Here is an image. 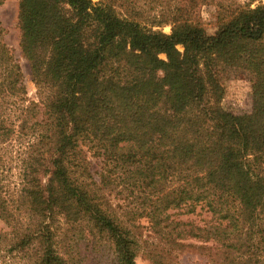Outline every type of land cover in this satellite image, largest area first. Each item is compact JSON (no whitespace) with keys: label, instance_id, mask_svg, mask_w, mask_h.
Segmentation results:
<instances>
[{"label":"trees","instance_id":"trees-1","mask_svg":"<svg viewBox=\"0 0 264 264\" xmlns=\"http://www.w3.org/2000/svg\"><path fill=\"white\" fill-rule=\"evenodd\" d=\"M199 20L166 34L111 0H20L37 100L0 20V264H87L83 240L110 264H264V5ZM226 67L253 78L251 111L218 103ZM198 206L205 224L174 217Z\"/></svg>","mask_w":264,"mask_h":264},{"label":"rangeland","instance_id":"rangeland-1","mask_svg":"<svg viewBox=\"0 0 264 264\" xmlns=\"http://www.w3.org/2000/svg\"><path fill=\"white\" fill-rule=\"evenodd\" d=\"M97 2L99 0H93ZM114 6L123 14H133L141 18L147 26H152L153 30H161L166 34L172 32V18L174 13L179 14L183 18L198 17L205 28V30L213 34L224 21L228 20L232 15L245 8H256L264 5V0H189L186 6L179 4V0H111ZM181 12V13H178ZM168 20L160 25L159 20ZM0 20L4 28L3 41L12 50L14 57L19 61L24 73L25 85L28 90V96L31 99L37 100V86L33 81L32 71L29 61L25 58L21 49L22 30L20 28V0H4L0 7ZM179 52L183 53L185 47L183 44L176 46ZM159 58L168 60V55L165 52L159 54ZM163 76V70L157 73ZM221 78L222 90L218 92V103L227 111L242 114L251 111L253 105L252 95V80L253 78L244 71L235 68H223L219 74ZM210 93V92H209ZM208 97L215 99L213 94ZM217 100V99H216ZM216 105V104H215ZM92 169L100 168V161L93 159ZM128 192L124 194L126 197ZM112 199L114 202L121 203L123 199ZM176 211V210H175ZM174 212V211H171ZM211 213L198 206L195 213L181 214L176 213L174 217L182 220H194L196 223L205 224L210 220ZM144 225L148 222L145 218L141 219ZM6 228L3 222H0V230ZM144 235L149 234V230L143 228ZM191 242L198 243V241L191 240ZM80 250L82 257H84L87 264H110L108 259L111 253H99L91 245H87L83 240L80 243ZM106 253V254H105ZM109 254V255H108ZM146 251L142 250L136 259L137 264H154L146 255ZM174 264H211L208 257L193 249L177 255Z\"/></svg>","mask_w":264,"mask_h":264}]
</instances>
